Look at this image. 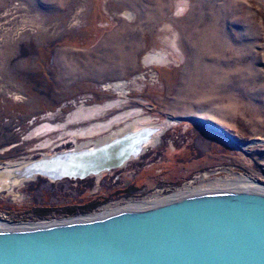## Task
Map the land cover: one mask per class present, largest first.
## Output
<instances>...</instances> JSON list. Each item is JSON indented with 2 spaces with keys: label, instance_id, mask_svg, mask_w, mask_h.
Masks as SVG:
<instances>
[{
  "label": "rangeland",
  "instance_id": "1",
  "mask_svg": "<svg viewBox=\"0 0 264 264\" xmlns=\"http://www.w3.org/2000/svg\"><path fill=\"white\" fill-rule=\"evenodd\" d=\"M148 51L162 59L145 64ZM131 110L164 126L152 143L81 179L35 175L13 192L0 180V219L64 220L236 175L264 183V0H0V166L90 143Z\"/></svg>",
  "mask_w": 264,
  "mask_h": 264
},
{
  "label": "water",
  "instance_id": "2",
  "mask_svg": "<svg viewBox=\"0 0 264 264\" xmlns=\"http://www.w3.org/2000/svg\"><path fill=\"white\" fill-rule=\"evenodd\" d=\"M0 264H264V192L212 189L95 218L0 229Z\"/></svg>",
  "mask_w": 264,
  "mask_h": 264
},
{
  "label": "bare ground",
  "instance_id": "3",
  "mask_svg": "<svg viewBox=\"0 0 264 264\" xmlns=\"http://www.w3.org/2000/svg\"><path fill=\"white\" fill-rule=\"evenodd\" d=\"M120 16L126 18V20H130L133 16V13L130 10H125L120 13ZM161 59V54L152 51H148L145 55H143V62L145 64H150L154 61L159 62ZM125 83V80H116L114 82H109L108 84L110 88L112 87L114 91L121 94L124 91V86H126ZM109 104H112V101H108V103L103 106L101 104L96 105L94 109L98 108L99 110L101 106L105 109ZM132 111L134 110L120 113L113 119L123 116L125 117L129 114V112ZM139 115L140 114L138 113L129 114V118H125L126 120L124 121V125L114 129L107 135L100 136L98 139L90 143L78 144L72 149L56 152L50 156H42L41 158L32 160L30 162L0 166V180L2 182V186L5 187L6 190L13 192L12 188L20 181L30 179L33 176L39 174V176L46 177V179L50 180H56L61 177L78 178V176H82L84 174H98V172L101 170L108 171L110 167L124 165L128 159L135 157L141 151L142 147L152 143L155 140L154 135L156 132L160 131L164 127L163 125L149 123L146 120L150 118ZM110 122H112L111 119ZM110 122L107 121L104 123H97L93 127L96 130L103 129V131H106L107 128L112 126V123ZM93 127L89 128V132L86 129L80 130V132H82V134L96 133L93 132ZM81 178L82 177H80V179ZM237 187L264 192V183H260L246 176L236 175V178H232L230 181L219 178L215 180H208L206 182L204 181L201 184L195 186L185 184L182 187H178L171 193L167 194L155 193L146 195L140 199L116 201L103 206L98 212L80 215L64 220L41 221L30 224H12L0 219V229L33 227L55 222H63L66 220L71 221L95 218L115 212L117 210L140 208L195 192Z\"/></svg>",
  "mask_w": 264,
  "mask_h": 264
}]
</instances>
